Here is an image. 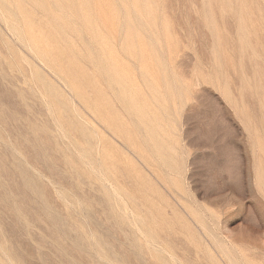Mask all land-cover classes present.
<instances>
[{
	"label": "rangeland",
	"instance_id": "rangeland-1",
	"mask_svg": "<svg viewBox=\"0 0 264 264\" xmlns=\"http://www.w3.org/2000/svg\"><path fill=\"white\" fill-rule=\"evenodd\" d=\"M0 264H264V0H0Z\"/></svg>",
	"mask_w": 264,
	"mask_h": 264
},
{
	"label": "bare ground",
	"instance_id": "bare-ground-1",
	"mask_svg": "<svg viewBox=\"0 0 264 264\" xmlns=\"http://www.w3.org/2000/svg\"><path fill=\"white\" fill-rule=\"evenodd\" d=\"M12 18V17H11ZM27 41V40H26ZM55 60V59H54ZM52 62V61H51ZM75 72V71H74Z\"/></svg>",
	"mask_w": 264,
	"mask_h": 264
}]
</instances>
